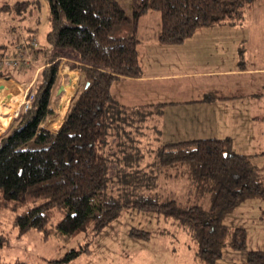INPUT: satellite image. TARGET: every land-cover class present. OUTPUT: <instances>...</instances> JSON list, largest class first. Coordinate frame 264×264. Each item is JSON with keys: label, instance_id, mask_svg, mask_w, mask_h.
Masks as SVG:
<instances>
[{"label": "trees", "instance_id": "1", "mask_svg": "<svg viewBox=\"0 0 264 264\" xmlns=\"http://www.w3.org/2000/svg\"><path fill=\"white\" fill-rule=\"evenodd\" d=\"M46 1L48 47L33 51L37 59L43 57L35 78L33 69L27 74L29 65L0 71L2 79L32 81L29 108H20L0 135V211L12 215L17 235L45 232L55 216L61 235H95L123 210L135 209L187 227L199 264H216L223 249H242L244 230L224 221L244 201L264 197L249 156L234 153L229 138L195 139L163 144L149 164H142L140 158L147 156L139 153L141 143L149 141L148 135L159 136L153 116L161 109L124 108L112 99L110 87L120 78L140 77L135 33L139 18L149 11L159 13L158 43L175 46L199 29L240 23L252 0H130V15L116 0ZM26 7L27 2L15 3L13 15L25 13ZM28 38L26 46L34 50L32 35ZM68 54L77 63L69 70L77 71L84 84L58 131L50 133L43 124L54 116L50 102L59 90L58 66ZM173 177L190 181L192 201H158L152 194L158 178ZM202 197L206 209L198 204ZM4 243L0 235V246ZM81 254H89L87 244L47 262L67 264ZM244 264H264V252L249 251Z\"/></svg>", "mask_w": 264, "mask_h": 264}, {"label": "rangeland", "instance_id": "2", "mask_svg": "<svg viewBox=\"0 0 264 264\" xmlns=\"http://www.w3.org/2000/svg\"><path fill=\"white\" fill-rule=\"evenodd\" d=\"M21 2H27L26 11L16 17L15 11V15H13V10H16L13 6L15 3ZM116 2L126 15H130V0H116ZM159 22V13L157 11H149L138 20L140 29H143L139 32L153 36L154 32L160 29ZM238 22L243 25L242 30H227V32L235 34L233 37L236 38L231 40L248 39L247 34L255 32L257 35L262 34L261 39L264 41V0H252L243 9ZM10 27H14V33L10 34L8 31ZM27 30L32 31V44H35L33 48L48 47L45 39L48 31L47 1L0 0V44L6 42L9 44H17V42L27 43L29 40L28 36L31 35ZM218 34H223V31H219ZM209 38H214V36H209ZM220 38H224V35ZM225 38L230 40L226 36ZM174 47L171 46L167 49H176ZM167 49L156 48L155 53L149 54L152 56L148 57L146 66L148 74L183 73L194 68L193 62L187 64L185 57L186 48L184 46L174 51ZM225 58H229V53L226 54ZM263 58L264 54L260 51L258 55L259 62ZM63 66L64 64H59V74H61ZM179 79L158 84L156 90L160 93L161 98L179 101L192 96L191 88L196 86L195 82L185 78ZM73 82L77 84L76 88H82L81 78L77 80L72 76H68V78L59 76L58 93L62 94L61 89L65 90L66 87V89L69 88L72 94L74 90L71 88ZM63 84L65 85L64 87ZM0 87H3L2 90L7 92L19 90L22 96L26 91L24 86H7L2 81H0ZM64 92L67 94V90ZM56 105L57 101H52V108H56ZM243 105H246L245 109L249 106L256 115L264 117V93L263 97L245 100ZM55 111L56 114L60 113L63 116L62 110L59 113H57L56 109ZM182 111L185 116L188 114V111ZM242 111L243 108H240L239 111L235 112V115ZM243 114L245 113H240L237 118L233 119L234 123L231 125L225 123L223 127L227 131L226 136L232 138L234 148L237 151H243L248 154L250 162L257 169L260 181L264 186V154H262L264 152V122H255L256 126H253L254 123L250 119V115L247 120ZM182 118H184V115L181 111L176 112V114L173 111L165 113V125L162 130L159 127V136H155L153 140V137L148 135L146 139L150 137L149 141L143 140L141 143L142 150L139 153L142 157H147L140 158V163L149 164L153 158V151L159 146L166 144L165 142H169L165 140H173L170 142L176 143L182 142V140L210 139L212 138L211 136H215V139L225 138L218 134L210 135L211 133L208 129L203 126L205 132H201L200 129H190L186 123H180ZM171 122L176 123V125H171ZM196 126H200V124ZM215 130L218 131V128L216 127ZM218 133L221 134L220 131ZM147 148L149 149L146 150ZM256 148L260 151H254ZM172 172L174 171L170 170L169 175H172ZM151 192L158 198V201L168 199H174L177 202L192 201L191 184L186 179H174V177L168 179L158 178ZM198 204L202 209L208 207L205 197L199 199ZM58 219L59 217L55 216L47 225L45 232L31 230L18 236L16 229L12 226V215L8 212L0 211V235L5 238V243L0 246V264H14L16 262L49 264L47 261L58 260L70 249L84 244H87L89 254H81L67 264H199L194 255L195 250L187 227L178 220L164 217L162 214L137 211L135 209L123 210L120 216L96 232L95 235L85 231L75 237H66L55 230L54 225ZM224 222L233 228H242L244 230L245 244L239 250L223 249L221 257L216 261V264H244L249 251L264 252V197L251 198L244 201L225 218ZM142 233H146V235Z\"/></svg>", "mask_w": 264, "mask_h": 264}, {"label": "crops", "instance_id": "3", "mask_svg": "<svg viewBox=\"0 0 264 264\" xmlns=\"http://www.w3.org/2000/svg\"><path fill=\"white\" fill-rule=\"evenodd\" d=\"M242 26L243 25L241 23H220L195 31L189 38L185 39V41H183L181 44L175 45L174 47L176 49L183 48V46L186 48L185 57L187 59V64L193 62L195 65L194 68L183 73L148 74V72H146V66L149 59L148 57L152 56L149 54L155 53L156 48L167 49L171 46H164L158 43L157 36L159 31L154 32L153 36L139 32L143 29H140L137 23L135 36L138 40L137 59L140 68V77L120 78L114 81L110 87V95L112 99L120 106L130 110L137 109L151 112L155 108L161 109L159 116H153V120L155 121L154 124L158 128L160 127L161 130L165 125V113L167 114V111H173L175 114L176 112L181 111V113L184 115V118L180 120L181 124L186 123L189 125L190 129H200L201 132H205L204 128H207L211 133L210 135L218 134L225 138H229L234 153L248 156V154H245V152L237 151L234 148L232 138L230 136H226L227 131L223 127L225 123L227 125L234 123L233 119L237 118L240 113H245L243 115H245L247 120L248 116L250 115L249 117L254 123L253 126H256L255 122H264L263 116L261 117L256 115L249 106L247 109H245L246 105H243V102L247 99L263 97L264 58L260 59V62L258 59L260 51L264 54V41L261 39L263 35H257L255 32H253L252 34H247L249 37L248 39H240L236 41L231 40L232 38H236L233 37L235 34L233 32H227V30L240 31L242 30ZM9 29L10 30L8 31L10 34L14 33V27H10ZM251 29L255 30L254 28ZM219 31H223V34L219 35ZM222 35H224V38H220ZM209 36H214V38H209ZM225 36L230 40H227ZM26 44L27 43L25 42H17V44H9L6 42L0 44V55H2L0 57V71L4 69L10 71L14 67L11 66L8 61L13 59L16 55H22V57L29 58V66L26 65L29 67L27 74H31L33 69V79L35 78V75L42 66L43 57H39V59H37L39 54H34L33 51L38 48H34V50H32L31 48L27 47ZM32 46L35 47V44H32ZM176 49L167 50L174 51ZM227 53H229V58L226 59L225 56ZM241 62L243 64H241ZM60 63L64 64V66L61 74H59V72L57 73L58 77L65 76L68 78V76H72L77 80L81 78L77 71H72L68 68L69 64L77 65V63L73 61L72 54H68L66 58H61ZM17 65L21 66L20 63H17ZM25 76H23L22 79ZM16 78L18 80H22L19 79V76L17 75ZM179 78H185L186 80L195 82L196 86L191 88L192 96L188 99L179 101L161 98L160 93L158 90H156L158 84L173 79L180 80ZM0 81L4 82L7 86H24L26 87V91L32 84V81L29 83L24 82L22 84L12 78H0ZM81 83L82 87L84 84L82 78ZM56 84L58 85V79ZM64 86L65 85L63 84V87ZM76 87L77 84L73 82L71 88L74 90L72 94L70 93L71 95H69V97L67 96L69 99H67V104L62 102L66 95H68L64 92L66 91V87L65 90L61 89L62 94L59 98L54 99V96L59 94L58 90L52 94V99L50 102L51 107L52 101H57V105L56 108H52L54 116L47 119L43 124V128L45 130L49 131L50 133H56L58 131L72 101V98L74 97L75 93L80 90V88L78 89ZM2 89L3 87H0V90ZM225 97L232 98L226 99ZM240 108H243V111L238 112L235 115V112L239 111ZM55 109L58 111L57 113L62 110L61 113H63V116L60 113L56 114ZM182 110L188 111V114L185 116ZM170 124L176 125L174 122H171ZM197 124H200V126H196ZM216 127L218 128V131L215 130ZM219 131L221 134L218 133ZM211 137L215 139V136ZM165 141H169L165 143H173L170 142L173 140ZM254 151L260 150L256 148Z\"/></svg>", "mask_w": 264, "mask_h": 264}, {"label": "bare ground", "instance_id": "4", "mask_svg": "<svg viewBox=\"0 0 264 264\" xmlns=\"http://www.w3.org/2000/svg\"><path fill=\"white\" fill-rule=\"evenodd\" d=\"M67 94L66 98L63 99L64 103L69 97V88L66 89ZM4 93H6L4 95ZM68 96V97H67ZM8 97L7 102L3 103V98ZM23 102V96L20 94V91H3L0 90V134L3 132L10 123V120L16 115L21 104Z\"/></svg>", "mask_w": 264, "mask_h": 264}, {"label": "built area", "instance_id": "5", "mask_svg": "<svg viewBox=\"0 0 264 264\" xmlns=\"http://www.w3.org/2000/svg\"><path fill=\"white\" fill-rule=\"evenodd\" d=\"M30 43L31 44L33 43V38H31ZM8 63L11 66H13V67H15L17 65V63H20L21 64V67H25L30 62H29V58L28 57H22V55H16L13 59H11L10 61H8ZM27 91H25V93L23 95V102H22V104L20 106L22 108V110H24V111L29 108L30 101H31V98H32V95L31 94H28Z\"/></svg>", "mask_w": 264, "mask_h": 264}, {"label": "water", "instance_id": "6", "mask_svg": "<svg viewBox=\"0 0 264 264\" xmlns=\"http://www.w3.org/2000/svg\"><path fill=\"white\" fill-rule=\"evenodd\" d=\"M85 86H87V84H85ZM7 100H8V97H5V98H3L2 102L5 103V102H7Z\"/></svg>", "mask_w": 264, "mask_h": 264}]
</instances>
